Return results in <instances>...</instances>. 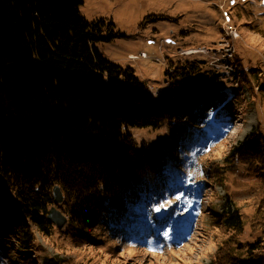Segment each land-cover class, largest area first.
Returning <instances> with one entry per match:
<instances>
[{
	"label": "rangeland",
	"instance_id": "374dc122",
	"mask_svg": "<svg viewBox=\"0 0 264 264\" xmlns=\"http://www.w3.org/2000/svg\"><path fill=\"white\" fill-rule=\"evenodd\" d=\"M240 2L227 8L229 0H85L81 13L87 20H106L120 33L98 42L103 55L133 69L156 99L176 82L166 72L178 60H206L201 74L209 72V79H184L221 94L205 97L212 100L209 107H193V115L182 118L168 119L158 103V127L130 128L139 146L163 150V166L135 193L109 199L111 209L96 213L89 231L76 229L64 201L49 211L56 207L68 223L59 229L51 221L49 235L19 212L12 220L11 208L0 206V264H44L45 258L65 264H212L233 234L221 216L226 207L242 214L239 241L247 244L263 233L264 0ZM224 26L240 35L232 67L211 54ZM190 48L197 52L187 54ZM12 198L15 192L0 174V201ZM161 205L163 216L155 211Z\"/></svg>",
	"mask_w": 264,
	"mask_h": 264
},
{
	"label": "trees",
	"instance_id": "16d2710c",
	"mask_svg": "<svg viewBox=\"0 0 264 264\" xmlns=\"http://www.w3.org/2000/svg\"><path fill=\"white\" fill-rule=\"evenodd\" d=\"M84 2L0 0V174L15 192L0 206L11 208L12 220L18 212L31 218L44 235L53 227L48 214L56 185L76 229L89 231L95 214L111 209L109 199L135 193L163 166V150L139 146L130 128L158 127L160 107L168 119L191 116V108L211 105L205 97L221 94L184 79L200 77L206 60H178L166 72L176 82L156 99L133 69L103 55L98 42L120 33L106 20H87ZM202 77L209 79V72ZM231 209L221 216L233 234L212 264H264V231L253 242L239 241L244 221ZM44 264L65 260L45 258Z\"/></svg>",
	"mask_w": 264,
	"mask_h": 264
},
{
	"label": "water",
	"instance_id": "95a60500",
	"mask_svg": "<svg viewBox=\"0 0 264 264\" xmlns=\"http://www.w3.org/2000/svg\"><path fill=\"white\" fill-rule=\"evenodd\" d=\"M53 195H54L55 201L58 204L63 203L64 194H63V191L59 185H56L54 187ZM157 214L160 216H163L165 214V211L163 209H161L159 212H157ZM48 219L50 221H52L53 223H55L59 229H64V227L68 223V218L60 210H58L56 207H53L49 211Z\"/></svg>",
	"mask_w": 264,
	"mask_h": 264
},
{
	"label": "bare ground",
	"instance_id": "6f19581e",
	"mask_svg": "<svg viewBox=\"0 0 264 264\" xmlns=\"http://www.w3.org/2000/svg\"><path fill=\"white\" fill-rule=\"evenodd\" d=\"M234 31L228 29L225 31V26H224V36L222 39H224V43L226 45V47H232V57H227V58H220V60H222L223 62L228 60H232L236 54V46H235V43L236 41L239 39L240 35L238 33V31L236 29H234ZM187 50H190L188 53H195V49L194 48H190V49H187ZM138 57V56H136ZM226 65H229V67H232V64L231 63H228Z\"/></svg>",
	"mask_w": 264,
	"mask_h": 264
},
{
	"label": "built area",
	"instance_id": "2783aa9c",
	"mask_svg": "<svg viewBox=\"0 0 264 264\" xmlns=\"http://www.w3.org/2000/svg\"><path fill=\"white\" fill-rule=\"evenodd\" d=\"M230 30L235 32V30L231 27H230ZM232 50H233L232 47H226V45L224 43V39H221V41L217 44V46L211 50L212 51L211 54L214 56L213 52H215L219 58L216 60V61H218V60H220V58L232 57ZM195 51L197 52V50H195ZM188 52H187V54H189ZM201 52H202V50H201ZM181 55H186V54L181 53ZM220 56H222V57H220ZM142 57H147V54L142 53Z\"/></svg>",
	"mask_w": 264,
	"mask_h": 264
},
{
	"label": "snow or ice",
	"instance_id": "6c2138e0",
	"mask_svg": "<svg viewBox=\"0 0 264 264\" xmlns=\"http://www.w3.org/2000/svg\"><path fill=\"white\" fill-rule=\"evenodd\" d=\"M176 199H177V200H179V199H180V197H179V196H177V197H176ZM161 207H163V205H161L160 207H157V208L155 209V211L159 212V211L161 210ZM164 235H165V236H168V233H167V232H165V233H164Z\"/></svg>",
	"mask_w": 264,
	"mask_h": 264
}]
</instances>
